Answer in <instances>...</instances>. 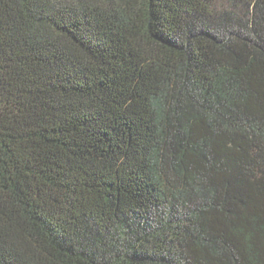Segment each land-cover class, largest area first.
I'll list each match as a JSON object with an SVG mask.
<instances>
[{
  "label": "trees",
  "instance_id": "obj_1",
  "mask_svg": "<svg viewBox=\"0 0 264 264\" xmlns=\"http://www.w3.org/2000/svg\"><path fill=\"white\" fill-rule=\"evenodd\" d=\"M0 264H264V0H0Z\"/></svg>",
  "mask_w": 264,
  "mask_h": 264
}]
</instances>
